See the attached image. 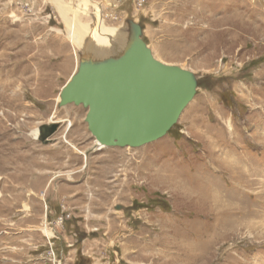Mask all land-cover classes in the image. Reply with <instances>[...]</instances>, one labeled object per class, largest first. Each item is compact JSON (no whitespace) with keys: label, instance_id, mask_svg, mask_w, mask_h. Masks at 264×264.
<instances>
[{"label":"rangeland","instance_id":"1","mask_svg":"<svg viewBox=\"0 0 264 264\" xmlns=\"http://www.w3.org/2000/svg\"><path fill=\"white\" fill-rule=\"evenodd\" d=\"M52 1L0 0V255L34 217L56 254L76 241L77 264H264V0H58L67 21ZM75 8L90 37L96 20L127 36L134 22L197 76L164 138L98 149L87 109L59 106L87 58L65 27Z\"/></svg>","mask_w":264,"mask_h":264},{"label":"water","instance_id":"2","mask_svg":"<svg viewBox=\"0 0 264 264\" xmlns=\"http://www.w3.org/2000/svg\"><path fill=\"white\" fill-rule=\"evenodd\" d=\"M127 25L130 40L122 52L103 62H81L60 96L59 106L88 110L89 132L108 148H140L161 140L197 91L193 73L156 60L140 26ZM57 128L53 124L46 133L41 128L44 143Z\"/></svg>","mask_w":264,"mask_h":264},{"label":"bare ground","instance_id":"3","mask_svg":"<svg viewBox=\"0 0 264 264\" xmlns=\"http://www.w3.org/2000/svg\"><path fill=\"white\" fill-rule=\"evenodd\" d=\"M52 2L54 3V5L56 6V9L58 10V11L57 10L56 11L63 17L64 20L67 21V18H69V16L67 17V15L69 14V11H70L69 8H65L58 0H54ZM91 4H94V3L92 2ZM95 9H96L97 14L101 11V7L99 5H95ZM77 10H78V8H75V10H74V11H76V17L74 19H71L70 21H68L67 26H65V27H69V29H67V30H69V32L71 33L73 43L75 45H77L78 47H81L83 43L87 42V37H90L89 35H90L91 28H89V26L87 27L86 25L82 24L77 19V13L79 12ZM132 23L136 24L134 22H132ZM92 32H93V36L90 37L89 41L86 44L85 49L82 52L85 54V56H87V58L82 59L80 61V63L83 61H85V62H103V61L108 60L109 58H113L122 52V50L127 46L128 42L130 40V38H127L128 37L127 32L117 31V30L113 31V29L106 28L104 26L102 19L100 21L96 20L95 28H93ZM141 33H142V30H141ZM141 38H142V35H141ZM83 45H85V44H83ZM147 47H148V45H147ZM163 64H165V63H163ZM166 65H169V64H166ZM187 71H189V70H187ZM191 73H193V72H191ZM195 77L197 79L196 75H195ZM60 96H61V93H60ZM59 100L61 102V97H59ZM87 112H88V110H87ZM45 127H47V126H45ZM48 127H51V126H48ZM42 129H43L42 132H45V133L47 132L46 129L44 130V127H42ZM40 130H41V128L39 130L34 131V137L36 139L40 138V133H41ZM95 143H96V146L98 147V149H103L105 147V146L100 145L96 139H95ZM128 148H130V147H128ZM50 242H51V240H50ZM51 243L53 244V248H54V243L53 242H51ZM48 250H49V246H48ZM54 252H55V249H54ZM56 255H58V254H56ZM61 257H62V255L61 256L58 255L57 260L60 258L61 264H62L63 262H62ZM49 259H50V257H49Z\"/></svg>","mask_w":264,"mask_h":264},{"label":"crops","instance_id":"4","mask_svg":"<svg viewBox=\"0 0 264 264\" xmlns=\"http://www.w3.org/2000/svg\"><path fill=\"white\" fill-rule=\"evenodd\" d=\"M89 39L87 40V42L89 41ZM87 42L85 44H87ZM29 213L31 214V216L32 214H36L35 209L31 208ZM29 218L31 219H24L23 221L19 223L20 225L19 227L20 228L22 227L24 230V236H21V237H24V239H18L19 238L18 237L15 239L9 238L6 241L7 244L10 246V249L8 250L9 253L6 252L5 254L0 255V264H48L46 253L48 250V244L50 242V239L46 240V235L40 230L42 229V227H45V225H43L42 223L40 225H37L34 217H29ZM72 222H74V220L70 219L65 224L61 225V228L58 227L59 224L56 223V221H55L54 228L53 227L51 228L50 225L49 226H50V229H53L54 231H58L59 233L58 239H60V234L64 232L65 227L69 229L70 224ZM38 227H40L39 230H38ZM62 237L65 240V236L63 234H62ZM68 238L70 241L69 243L68 241H66L67 243L66 250H64L63 252L64 254L65 253L66 254L64 256L62 255L61 257L62 262L63 264H77L79 257H81L79 256L80 254L79 249H77L74 245L76 241H74L73 238H71V236H69ZM83 244L85 245L87 249H89V252H90L91 244L88 243V241H85ZM83 253L86 254V250H84ZM49 262L51 263V261ZM116 262L117 260H115L114 264H116ZM95 263H96L95 261L91 262V264H95Z\"/></svg>","mask_w":264,"mask_h":264},{"label":"built area","instance_id":"5","mask_svg":"<svg viewBox=\"0 0 264 264\" xmlns=\"http://www.w3.org/2000/svg\"><path fill=\"white\" fill-rule=\"evenodd\" d=\"M49 257L52 264H61L60 258L57 260L58 255L54 252L53 244L49 242Z\"/></svg>","mask_w":264,"mask_h":264}]
</instances>
